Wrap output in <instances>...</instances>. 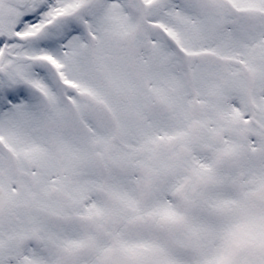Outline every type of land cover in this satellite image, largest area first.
<instances>
[{"label": "snow or ice", "instance_id": "6c2138e0", "mask_svg": "<svg viewBox=\"0 0 264 264\" xmlns=\"http://www.w3.org/2000/svg\"><path fill=\"white\" fill-rule=\"evenodd\" d=\"M0 264H264V0H0Z\"/></svg>", "mask_w": 264, "mask_h": 264}]
</instances>
